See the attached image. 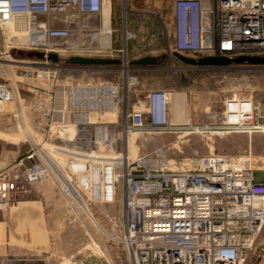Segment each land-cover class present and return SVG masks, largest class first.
<instances>
[{"label": "built area", "instance_id": "1", "mask_svg": "<svg viewBox=\"0 0 264 264\" xmlns=\"http://www.w3.org/2000/svg\"><path fill=\"white\" fill-rule=\"evenodd\" d=\"M172 9L173 29L162 26L161 36L175 56L264 57V0H173ZM127 14L124 7V23ZM104 18V0H0L4 45L42 53L47 61L50 54L86 50ZM124 35L126 41L135 37L126 29ZM123 61L121 83L62 85L54 73L48 75L51 88L33 90V148L15 181L51 182L87 221L89 211L78 201L105 206L120 201L122 212L112 216L110 231L95 228L127 253L130 264H246L264 229V152L197 155L178 170L131 156L130 135L177 128L170 121L172 92L143 91L128 57ZM232 97L222 116L226 129L233 127L227 114H240L229 112ZM16 99L0 83V111ZM245 116L243 127L264 131L263 124L254 123V110ZM13 189L9 181L0 185L4 209L11 204L2 197Z\"/></svg>", "mask_w": 264, "mask_h": 264}, {"label": "rangeland", "instance_id": "2", "mask_svg": "<svg viewBox=\"0 0 264 264\" xmlns=\"http://www.w3.org/2000/svg\"><path fill=\"white\" fill-rule=\"evenodd\" d=\"M156 1L160 3V9L156 11L141 8L131 13L127 7L129 14L124 25H128L134 38L126 41L122 39V32H113L109 47L101 48L100 40L92 39L91 34L86 50L80 47L78 54L60 56V63L28 56L35 51L5 46L0 33V83L11 85L21 93L19 97L13 90L17 99L0 111V155L4 153L7 157L8 162L4 166L9 165L4 170L8 172L0 175V185L7 181L11 184L23 181H15L22 175L19 164L23 160L25 164L29 163L26 156L33 148L34 138L31 89L51 88L52 78L48 75L53 76L54 73L62 85L90 81L121 83L114 66L81 67L65 63L75 55L101 59L126 56L130 61L143 57L165 58L155 65V70L136 69V74L142 86L172 92L169 112L172 114L171 123L177 129L170 133L130 135L131 156H146L163 169L178 170L181 163L197 155L218 153L248 157L250 153L256 156L264 152V131L256 132L252 128L229 130L222 120L226 99L233 96L229 112L242 109L252 113L254 110V123L264 125V65L232 64L215 71L207 70V67L190 68L174 55L172 46L161 36L162 26L169 32L173 29V0ZM88 40L82 38L80 41L85 43ZM111 117L107 118L111 120ZM227 118L230 123L229 119L234 121L235 115L227 114ZM126 144L125 140L120 145L126 147ZM24 186L21 190L15 187L6 192L2 199L11 206L4 209L0 203V209L9 210L19 196L27 192L31 195L39 193L46 200V213L54 222L52 243L58 250L57 264H79L81 261L88 264H130L127 253L120 247L116 249L108 242L107 234L103 237L95 228V223H98L106 232L110 231L112 216L122 212L120 201L111 206L95 204L91 209L88 207L91 218L87 221L77 217L78 213L51 182L37 184L35 190L30 188L34 185L24 183ZM246 264H264V229Z\"/></svg>", "mask_w": 264, "mask_h": 264}, {"label": "crops", "instance_id": "3", "mask_svg": "<svg viewBox=\"0 0 264 264\" xmlns=\"http://www.w3.org/2000/svg\"><path fill=\"white\" fill-rule=\"evenodd\" d=\"M160 3L156 0H104V11L107 6L106 24L111 27L114 32H122V39L125 38L124 30L129 32L128 25H124L123 8H130L131 13L136 10L160 9ZM128 10V9H127ZM105 16V15H104ZM104 25V21H103ZM132 25V23H131ZM133 30V29H131ZM125 40V39H123ZM191 59H196L189 56ZM146 58V57H143ZM139 58L130 61L133 69H145L147 71L155 70V66H139L135 62L143 59ZM158 61L165 58L155 57ZM120 66H114L121 77V82L124 80L125 70L123 67V59ZM201 59V58H200ZM190 65V68H200L202 66ZM207 70H218L217 67H207ZM222 69V68H221ZM11 89V85H7ZM14 90L18 96H21L20 90ZM143 91L150 90L143 86ZM30 97L33 96V90L29 91ZM171 119V114H170ZM264 122V121H263ZM4 149H1L3 152ZM4 153L0 155V175L8 171H4L8 166H4L8 162ZM22 170V169H21ZM16 189H23L24 182L18 180L14 183ZM37 189L36 186L30 187ZM46 200H43L39 193L31 195L30 192L23 196H19L13 206L9 210L0 209V264H57L58 250L52 243V228L54 222L52 217L46 213ZM53 224V225H52ZM69 264H73L72 262Z\"/></svg>", "mask_w": 264, "mask_h": 264}, {"label": "water", "instance_id": "4", "mask_svg": "<svg viewBox=\"0 0 264 264\" xmlns=\"http://www.w3.org/2000/svg\"><path fill=\"white\" fill-rule=\"evenodd\" d=\"M28 56H37L40 60H44L45 56L42 53L32 52ZM180 60L187 64L198 65L202 67H228L232 64L248 63L252 65H264V57H239L234 60L221 58V57H204L201 59H191L183 56H177ZM48 60L53 63H60V59L56 54H50ZM66 64L73 66H120L121 60L118 59H101V58H88L73 56L65 61ZM139 66H155L159 64L158 59L155 57H146L135 62Z\"/></svg>", "mask_w": 264, "mask_h": 264}, {"label": "bare ground", "instance_id": "5", "mask_svg": "<svg viewBox=\"0 0 264 264\" xmlns=\"http://www.w3.org/2000/svg\"><path fill=\"white\" fill-rule=\"evenodd\" d=\"M104 25H103V27H102V29H100L99 31H97V32H95V33H92V39H99L100 40V47L101 48H108L109 47V39H111V35H112V29H111V27L109 26V25H107L106 24V22H105V20H106V18H107V16H108V14H107V10H106V8H105V11H104ZM22 38V40H23V44L24 43H27L28 42V38L27 37H21ZM97 42V41H96ZM79 57H82V56H79ZM239 109H237V112H239L240 114H234L235 115V120L233 121V120H231V119H229L231 122L229 123V124H233V128H231V129H229V130H232V129H242V128H250V126H248V127H243L244 126V122H245V119H246V116L245 115H250L251 113H249V112H246L245 110H242V109H240L239 111H238ZM171 111V110H170ZM232 113V112H231ZM236 113V112H235ZM170 114H171V112H170ZM94 116H96V117H99V119L100 120H103V119H108L107 117H105V115H103V116H101V115H94ZM93 116V117H94ZM171 116H172V114H171ZM113 117V116H112ZM236 117H238V119L236 118ZM113 120L115 119L114 117L112 118ZM111 119V120H112ZM170 121H172L173 122V120L172 119H170ZM175 123V122H174ZM238 125V126H237ZM235 126V127H234ZM30 138H31V136L30 135H28ZM162 165V164H161ZM78 204H79V206H80V208H82L84 211H86V213L89 211V209H88V207L90 208L92 205L91 204H86L85 205V203H83L82 201H78ZM85 205V206H84ZM81 209V210H82ZM91 209V208H90ZM90 214V213H89ZM91 215V214H90ZM90 218H91V216H90ZM96 225H97V228H101L99 225H98V223H95ZM103 229V228H102ZM104 233H106V231H104Z\"/></svg>", "mask_w": 264, "mask_h": 264}]
</instances>
